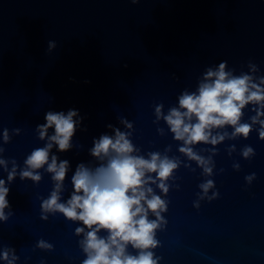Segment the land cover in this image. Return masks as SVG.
I'll use <instances>...</instances> for the list:
<instances>
[{"label":"water","instance_id":"water-1","mask_svg":"<svg viewBox=\"0 0 264 264\" xmlns=\"http://www.w3.org/2000/svg\"><path fill=\"white\" fill-rule=\"evenodd\" d=\"M221 61L234 75L264 76V0H0V159L7 164L0 178L7 181L13 161L17 170L8 185V219L0 221V250L14 249L16 264H82L86 258L83 235L75 231L81 222L59 212L42 219L52 174L37 170L39 182L19 176L27 156L46 143L37 132L45 113L76 108L82 122L73 147L58 152L54 146L50 153L70 162L62 201L72 192L77 164L99 163L89 154L93 138L119 129L130 133L137 154L179 161L166 194L151 185L167 201L152 249L158 264H264L260 125L252 124L247 138H231L230 126L215 129L229 136L217 145H193L198 155L211 157L206 175L179 151L182 141L155 113L158 105L162 115L178 107V97L196 91L207 69ZM255 115L250 104L241 122L251 124ZM246 146L254 152L248 158ZM208 180L213 187L205 195L200 185ZM149 219H155L151 212ZM39 241L51 248L38 247Z\"/></svg>","mask_w":264,"mask_h":264},{"label":"clouds","instance_id":"clouds-1","mask_svg":"<svg viewBox=\"0 0 264 264\" xmlns=\"http://www.w3.org/2000/svg\"><path fill=\"white\" fill-rule=\"evenodd\" d=\"M53 47L54 42H49V49ZM226 68V61H221L214 69L208 68L196 91L183 92L178 97V107L171 108L167 115H162V105L155 109L157 119L162 117L174 139L182 141L179 151L195 160L206 175L212 173L211 157L206 159L198 155L192 146L198 143L217 145L229 136L227 132L213 134L215 129L230 126L231 138H247L252 124L258 123V137L264 140V76L247 73L237 76ZM249 68L251 73L258 71L255 64L250 63ZM250 104L256 115L251 117V124L242 123L243 110ZM44 121L37 125V132L46 143L27 156L25 168L19 172L21 180L27 178L33 182L41 180L37 171L41 168L52 174L54 187L41 203L45 214L42 219H47V213L59 212L69 220L81 222L82 226L75 231L77 235H83L80 245L86 258L82 264H158L152 249L158 245L155 231L163 223L161 214L167 210V201L157 195L151 185L155 184L166 194L169 190L167 181L178 168L179 161L157 152L149 153L145 158L137 154L138 149L129 139L130 133L114 129L113 135L102 134L93 138L89 154L99 163L93 167L77 164L71 176L72 192L66 201H62L61 193L70 162L58 161L57 155L50 156V153L54 146L58 152L71 150L82 118L78 109L69 108L66 112L47 111ZM126 126L132 127L130 123ZM49 129L53 130L51 135ZM15 131L19 132L18 129ZM2 138L5 143L10 139L7 129L3 130ZM253 154L249 146L242 151L245 158ZM0 166L7 171L4 159H0ZM16 175L13 161L7 181L0 178V221L8 219L5 211L10 208L8 185ZM252 178L246 177L249 181ZM212 187V180L200 185L205 195ZM149 212L155 219H149ZM102 230L107 232L106 236L99 235ZM37 246L51 248L44 241H39ZM129 246L137 250L135 255L128 251ZM18 259L14 249L5 247L0 250V261L4 264H16Z\"/></svg>","mask_w":264,"mask_h":264}]
</instances>
